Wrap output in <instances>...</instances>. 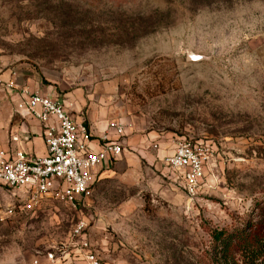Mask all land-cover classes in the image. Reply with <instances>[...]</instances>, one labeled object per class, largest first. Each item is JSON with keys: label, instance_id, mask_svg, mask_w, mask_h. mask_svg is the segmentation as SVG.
<instances>
[{"label": "rangeland", "instance_id": "rangeland-1", "mask_svg": "<svg viewBox=\"0 0 264 264\" xmlns=\"http://www.w3.org/2000/svg\"><path fill=\"white\" fill-rule=\"evenodd\" d=\"M0 79L125 133L76 209L55 194L0 222V264H56L80 218L104 264H213V231L260 219L264 0H0ZM184 140L211 151L194 196L166 164Z\"/></svg>", "mask_w": 264, "mask_h": 264}, {"label": "built area", "instance_id": "built-area-1", "mask_svg": "<svg viewBox=\"0 0 264 264\" xmlns=\"http://www.w3.org/2000/svg\"><path fill=\"white\" fill-rule=\"evenodd\" d=\"M0 85L11 91L17 116L39 122L46 145L43 155L22 149L12 152L0 146V222L33 210L43 197L55 194L76 209L90 194L96 173L122 154L123 126L113 125L118 138L103 136L95 144L87 126L73 119L57 95L30 91L1 79ZM210 157L207 145L184 140L177 143L166 164L194 196L202 188ZM14 199H18L16 203ZM87 231L88 223L78 219L70 238L50 248L46 258L56 264H104Z\"/></svg>", "mask_w": 264, "mask_h": 264}, {"label": "trees", "instance_id": "trees-1", "mask_svg": "<svg viewBox=\"0 0 264 264\" xmlns=\"http://www.w3.org/2000/svg\"><path fill=\"white\" fill-rule=\"evenodd\" d=\"M260 216L258 220L250 219L231 230L213 231L212 263L264 264V206Z\"/></svg>", "mask_w": 264, "mask_h": 264}, {"label": "crops", "instance_id": "crops-1", "mask_svg": "<svg viewBox=\"0 0 264 264\" xmlns=\"http://www.w3.org/2000/svg\"><path fill=\"white\" fill-rule=\"evenodd\" d=\"M40 92L53 93L50 90H41ZM64 102L68 110L71 112L73 119L77 123H84L87 126L95 144L97 141L99 142L100 138L103 136L118 138L115 129H109V121L93 117L87 123L83 117L74 113V111L66 104V101ZM13 105L14 107L10 119L5 121L0 120V146L3 149L10 150L12 152L22 149L29 154H45L46 145L43 140L42 128L39 122L31 119H21L15 113L14 101ZM13 137H17L18 140L14 141ZM121 142L123 143L122 140ZM127 143L130 144V139L127 140Z\"/></svg>", "mask_w": 264, "mask_h": 264}, {"label": "water", "instance_id": "water-1", "mask_svg": "<svg viewBox=\"0 0 264 264\" xmlns=\"http://www.w3.org/2000/svg\"><path fill=\"white\" fill-rule=\"evenodd\" d=\"M202 57L200 55H196L194 53H188L187 54V60L188 61H198L200 60Z\"/></svg>", "mask_w": 264, "mask_h": 264}]
</instances>
